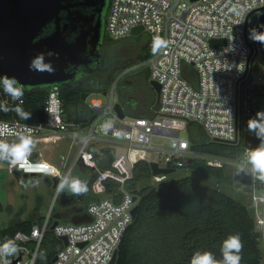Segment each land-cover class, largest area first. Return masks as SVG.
Listing matches in <instances>:
<instances>
[{
  "label": "built area",
  "instance_id": "2783aa9c",
  "mask_svg": "<svg viewBox=\"0 0 264 264\" xmlns=\"http://www.w3.org/2000/svg\"><path fill=\"white\" fill-rule=\"evenodd\" d=\"M253 15L259 19V24L251 27ZM263 15L264 0H111L106 20L107 35L121 40L132 36L136 27H143V31L154 38L162 39L165 46L155 49L142 63L126 68L112 79L102 94L105 100H90L89 109L96 117L86 128H82L83 123L69 119L59 84L47 86L42 122L31 124L19 119H0V142H12L19 135L32 139L63 136L71 138L73 143L82 141L74 163H64L63 167L68 168L66 171L43 159L42 152L38 159L31 153L25 164H10V167L22 174L41 173L58 177L60 181L65 176H72L80 161L95 167L92 145L109 141L114 151L117 147H126L128 157L132 151H144L146 155L141 156H146L149 162L175 171L180 168L191 171L192 160H203L210 166L226 168L234 180L232 163L245 149L260 143L255 131L249 130V122L264 128V79H256L262 66L257 61L261 50L258 41L250 39L251 30L260 32ZM212 39H224L226 43L213 47ZM257 66L260 68L256 69ZM144 67L148 69L150 79L161 86V106L159 110H153L152 116L125 114L121 118L115 109L121 81L130 72ZM191 75H195L196 81L190 79ZM23 89L25 91L26 87ZM260 98L262 102L258 101ZM5 101L13 103L14 100L6 96ZM24 101L22 97L17 102L20 105ZM109 121L113 127L105 131L102 125ZM190 122L202 125L212 141L231 145L235 152L213 154L196 150L187 133ZM82 130L87 133L82 134ZM155 138L164 142L156 143ZM153 152L158 159L149 157ZM63 158L67 160L65 156ZM31 162H46L55 171L44 174L29 167ZM113 163L121 174L126 173L121 170L122 166H128L124 154L115 156ZM129 169L127 179L133 176ZM104 171L105 175H99L93 184L95 194L105 193L103 181L113 177L107 178L108 171ZM165 176L153 175L158 180ZM252 176V184L245 185L252 190L250 200L255 209L257 229L264 233V178L258 174ZM138 202L139 197L122 185L113 196L96 199L86 206L84 213L90 220H61L52 229L55 221L53 204L47 216L34 222L29 232L15 234V237L20 234L18 251L8 258L9 264H42L41 246L49 230L62 241V237L68 239L67 244L63 241L52 264H110L133 222L132 210Z\"/></svg>",
  "mask_w": 264,
  "mask_h": 264
},
{
  "label": "trees",
  "instance_id": "16d2710c",
  "mask_svg": "<svg viewBox=\"0 0 264 264\" xmlns=\"http://www.w3.org/2000/svg\"><path fill=\"white\" fill-rule=\"evenodd\" d=\"M260 32H264V27L260 28ZM258 44L261 50L260 63L264 66V43ZM151 54L148 50L142 57L146 59ZM259 68L260 66L256 67ZM92 78L81 81L80 84L71 82L59 84L64 108L70 120L87 122L92 117V110L88 109V114L82 116L80 106L85 104L83 94L105 90L110 84L95 81L96 89L89 88ZM149 79L148 71L146 80ZM150 88L153 93L146 97V105L141 110L131 112V116L145 117L154 114L152 108L156 102V92L152 86ZM6 96L0 87V105H5L9 109L7 112L0 111V119H19L31 124H38L44 120L43 106L48 96L46 86L26 87L23 96L25 101L20 105L17 101L7 103ZM128 98L130 96L125 91L119 90V101L123 105L128 104ZM17 106L30 113V119H21L15 111ZM187 133L198 151L228 154L236 150L231 145L212 141L202 125L196 122H190ZM91 150L95 153V160L100 169L117 171L113 167L114 149L99 147L95 143ZM189 168L191 173L186 176L150 185L149 181L153 177L150 162L141 159L134 164L133 176L126 182L129 189H132L135 183L143 185L140 191L133 190L139 197V210L123 236L115 264H189L190 257L196 250L211 251L220 259L221 242L230 234H239L241 237L243 243L241 264H263L260 247L262 233L256 226L255 209L242 199L228 194L221 186L232 179L230 171L210 166L199 159L192 160ZM81 169L92 174V179L86 181L87 183H94L100 175L84 163ZM103 183L108 192H112L115 186H120V182L115 179L108 178ZM91 194L93 195L88 190L86 197ZM79 208H83L84 211L86 209ZM3 209L0 202V212ZM84 211L83 220L78 222L90 220ZM32 224L31 221H16L0 228V242L14 238L18 231L29 232ZM62 247L63 241L49 230L41 246V263L52 264L53 258Z\"/></svg>",
  "mask_w": 264,
  "mask_h": 264
},
{
  "label": "water",
  "instance_id": "95a60500",
  "mask_svg": "<svg viewBox=\"0 0 264 264\" xmlns=\"http://www.w3.org/2000/svg\"><path fill=\"white\" fill-rule=\"evenodd\" d=\"M87 4H91L88 2ZM84 5V2H74V0H0V77H15L19 85L24 87H44L55 84H65L73 82L78 77V70L81 66H89L93 61H99L101 53V22L93 24V16L84 14L77 7ZM74 9V10H72ZM68 11V22L64 25L62 21L63 11ZM264 24V15L261 19ZM54 23L55 30L44 35L46 27ZM143 32V27H136L133 35ZM76 33L75 37L71 35ZM224 39H212L210 44L213 47L225 44ZM151 86L156 92V102L153 110H159L160 103V84L150 81ZM89 93L83 94L86 101ZM119 116L123 118L126 114L124 105L119 101L115 105ZM96 114L82 124V128L88 127ZM121 154L126 156L129 168L134 164L128 157L126 147H117L115 156ZM153 175H169L175 169L161 167L157 162H150ZM36 174H24L26 179L31 178L33 183H37ZM73 177H79L90 181L91 173H85L79 164L74 167ZM236 182L250 185L253 182L252 175L236 176ZM58 177H54V186L57 187ZM135 200H138L135 197ZM71 212L83 211V208L74 206ZM139 210L137 204L132 214L135 218ZM70 217L54 215V229L61 220ZM65 244L68 243L67 237H62ZM118 258V251L115 253L110 264H115ZM56 257L54 258V261Z\"/></svg>",
  "mask_w": 264,
  "mask_h": 264
},
{
  "label": "rangeland",
  "instance_id": "374dc122",
  "mask_svg": "<svg viewBox=\"0 0 264 264\" xmlns=\"http://www.w3.org/2000/svg\"><path fill=\"white\" fill-rule=\"evenodd\" d=\"M189 1V0H188ZM259 24V19L253 15L250 20V26L254 27ZM108 43L104 48L105 53V65L100 68L97 77L102 78L101 81L110 83L112 79H115L120 73H122L126 68L134 65L142 63L145 59L142 57L147 53L148 50L152 52L155 51L153 47V42L157 40L150 33L143 31L139 35H132L130 37L114 40L108 35ZM261 57H257V61L260 62ZM260 72L256 74V79L261 77L264 79V66H261L259 69ZM148 69L147 68H139L135 71L130 72L126 75L120 84V90L122 89L125 93L130 96L128 104H124L125 112L127 115H130L131 112L136 110H141L146 105V97L152 94V90L150 88L151 84L149 79L146 80ZM92 84H89V88L96 89L95 79L92 78ZM190 79L192 81H196L195 75H191ZM104 90L102 91H94L91 92L90 96L85 101V104L80 106V111L82 116H86L88 114L89 103L92 98H101L105 100ZM262 102L261 98L258 100ZM107 118L105 117L104 120ZM86 130H82V134H86ZM185 135V134H184ZM45 143L40 144L38 142L39 148L42 149V152H48V154L55 156L58 158L60 165L63 166L64 163L69 162L74 159L79 152L80 143L82 141H78L73 143L72 139L69 137H45ZM50 142H53L50 143ZM156 143L164 142L163 139L155 138ZM99 147H107L111 148L113 145L109 141H100L96 143ZM58 147V149H57ZM63 156L67 158V160H63ZM152 159H158V156L155 152L149 155ZM132 160V158H130ZM53 162V161H52ZM83 161H80L79 164L82 165ZM164 165L163 163H161ZM113 167L114 163H113ZM68 168H64L66 171ZM116 169V168H115ZM120 176H122V180L112 177L110 179H115L116 181H120V186H115V189L112 192H108L106 189L105 193L95 194L93 192V184L90 182H85L88 185V190L93 193L91 196L86 197V193L74 196L69 195V193L65 192H57V187L54 186V177L48 175H41L36 177L37 183H33L31 178L26 179L24 174H22L18 169L11 168L10 164L7 162L0 161V202L2 203L4 209L0 212V228L6 227L13 222L16 221H31L34 223L42 218H45L54 204L55 214L61 208L65 207L64 204H75L79 207H86L90 201L93 199H100L105 197H111L117 191H119L124 185V187L128 190L133 191L134 189L140 191L143 187L141 183H135L132 185V189L127 187V174H121L120 170L116 169ZM93 171H97L102 175H105V171L100 169L97 165L93 167ZM109 171V170H107ZM114 172V171H113ZM126 172V170H124ZM191 171L186 170L184 168L177 169L175 172L159 178L152 177L149 181L150 185H156L161 181L180 178L186 176ZM231 175V172H230ZM109 176H107L108 178ZM235 180V179H234ZM233 178L230 181H226L222 183V188L228 194L235 196L236 198L242 199L249 206L252 207V202L250 200V194L252 190L246 186L245 184L234 181ZM84 181V180H83ZM98 181V180H97ZM261 193V191H258ZM69 196V197H68ZM84 211V210H83ZM82 212H76L72 215L71 218L66 219L68 221L72 220H83L84 214ZM262 232V231H261ZM260 247L262 251V263L264 264V233H262L260 238Z\"/></svg>",
  "mask_w": 264,
  "mask_h": 264
},
{
  "label": "clouds",
  "instance_id": "9594fccd",
  "mask_svg": "<svg viewBox=\"0 0 264 264\" xmlns=\"http://www.w3.org/2000/svg\"><path fill=\"white\" fill-rule=\"evenodd\" d=\"M264 27V25H261ZM250 39L264 43V32H258L253 29L250 32ZM165 46L162 39H157L153 42L154 49ZM0 87L4 93L11 97L14 101H20L24 95L22 85L15 77H0ZM9 109L5 105H0V111L7 112ZM17 115L23 119L28 120L31 117L30 113H26L21 107L15 108ZM260 116V113L257 114ZM105 131L112 129V123L106 122L102 125ZM249 130L255 131L257 139L260 143L256 147H249L236 158L232 163L235 169V175H255L258 174L264 178V128L260 125H252L249 122ZM35 143L30 136L19 135L16 140L12 142H0V161L9 164L23 165L28 160ZM29 167L39 170L44 174H50L55 171L46 162H31ZM88 191V185L79 177L65 176L58 182L57 192L71 193L74 196L84 194ZM17 234L14 238L5 239L0 242V264H9L8 258L14 256L18 251ZM243 243L239 234H230L222 240L220 246V259L216 255L207 250H196L190 257L189 264H241Z\"/></svg>",
  "mask_w": 264,
  "mask_h": 264
},
{
  "label": "flooded vegetation",
  "instance_id": "af4514ba",
  "mask_svg": "<svg viewBox=\"0 0 264 264\" xmlns=\"http://www.w3.org/2000/svg\"><path fill=\"white\" fill-rule=\"evenodd\" d=\"M84 2V5H80L77 7L79 10H81L84 14H87L89 16H93V24H96L97 21L101 22V33H102V38H101V45L99 46V50L101 53L99 61H93L89 66H81L79 68L78 72V77L76 78L75 81L71 82L74 84H80L81 81H85L90 77H94V81L96 83H99L101 81L100 78L97 77V74L100 70L101 67L105 65V53H104V48L108 43V35L106 32V20H107V15L109 11V6L111 0H74V2ZM90 2L91 4H87ZM74 10V9H72ZM68 11H63L62 16L64 17L62 24L64 25L65 23L68 22L67 16H68ZM56 26L54 23L49 24L44 32V35H48L52 33L55 30ZM76 33L72 34L71 37L74 38ZM93 82V79L92 81ZM72 205H69V208H71ZM68 213L71 212L69 209L67 211Z\"/></svg>",
  "mask_w": 264,
  "mask_h": 264
},
{
  "label": "crops",
  "instance_id": "0c3cea01",
  "mask_svg": "<svg viewBox=\"0 0 264 264\" xmlns=\"http://www.w3.org/2000/svg\"><path fill=\"white\" fill-rule=\"evenodd\" d=\"M62 137H63V136H62ZM33 141H34V143H35V147H34V149H33L32 152H31V153H32V157L38 159V158H40L39 153L42 152V149L39 148V147H37V146H38L37 144H38V142H39L40 144L45 143V140H44L43 138H40V139H33ZM50 143L53 144V142H50ZM45 144H46V143H45ZM57 149H58V147H57ZM42 153H43V152H42ZM43 159H45V160H49V161H51V162L53 161L52 163H54V164L58 165L59 167H61L62 169H64V167L60 165V162H61V161H59L58 158H56L55 156L48 154V152L43 153ZM74 160H75V158L72 159L71 161H70V159H69L68 165L73 164V163H74ZM79 165H80V164H79ZM80 166H81V165H80ZM48 176H49V175H48ZM95 200H96V199H95ZM92 201H94V199H93ZM92 201H90V202H92ZM64 205H65V207H63V208H61L59 211H57L56 214L61 215V216H67V215H69L70 218H71V217H72V214H75L76 212H80V211H74V212H70V213H68L67 211L70 209V208H69V205H72V204H64ZM74 206H77V205L73 204L72 207H74ZM78 207H79V206H78ZM54 212H55V210H54ZM54 215H55V213H54ZM42 219H43V218H42ZM68 219H69V218H68ZM73 221H76V220H73ZM35 222H36V221H35Z\"/></svg>",
  "mask_w": 264,
  "mask_h": 264
},
{
  "label": "bare ground",
  "instance_id": "6f19581e",
  "mask_svg": "<svg viewBox=\"0 0 264 264\" xmlns=\"http://www.w3.org/2000/svg\"><path fill=\"white\" fill-rule=\"evenodd\" d=\"M141 155H146V153L144 152V151H142V152H137V151H132L131 153H130V158L132 157V158H134L133 160H131V161H133V162H137V161H139V160H141V159H146V160H148V158H146V156H141ZM125 158H123V160H124ZM122 162V161H121ZM118 165V164H117ZM121 170L122 171H124V170H126V173H129L130 172V169L128 168V166H122L121 167ZM106 175L107 176H113V177H115V178H118V179H122V176H120L119 174H117V173H114V172H110V171H108L107 173H106Z\"/></svg>",
  "mask_w": 264,
  "mask_h": 264
}]
</instances>
